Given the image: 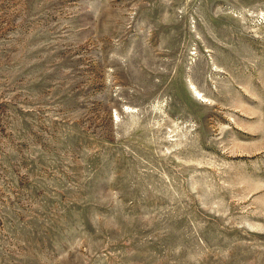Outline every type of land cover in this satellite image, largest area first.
<instances>
[{
	"label": "rangeland",
	"instance_id": "obj_1",
	"mask_svg": "<svg viewBox=\"0 0 264 264\" xmlns=\"http://www.w3.org/2000/svg\"><path fill=\"white\" fill-rule=\"evenodd\" d=\"M0 264H264V0H0Z\"/></svg>",
	"mask_w": 264,
	"mask_h": 264
}]
</instances>
